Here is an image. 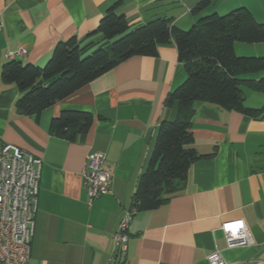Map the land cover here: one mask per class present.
<instances>
[{
  "label": "crops",
  "instance_id": "crops-1",
  "mask_svg": "<svg viewBox=\"0 0 264 264\" xmlns=\"http://www.w3.org/2000/svg\"><path fill=\"white\" fill-rule=\"evenodd\" d=\"M199 1L0 0V144L14 143L43 158L29 264L108 262L160 124L177 115V105H166L165 97L187 73L176 42L161 43L157 55L127 58L37 118L16 110L20 90L3 81V64L15 59L42 66L57 42L73 35L93 50L102 36L89 33L118 2L131 28L166 17L188 29L203 15L250 6V0H211L193 13ZM20 49L24 55L16 54ZM247 91L253 90L246 88V98ZM250 105L262 108L264 102ZM194 107V147L203 156L166 203L134 214L120 264H209L216 248L229 261L264 264V111L252 116L205 101ZM64 109L94 114L90 129L75 141L50 133L51 119ZM95 151L105 154L113 177L111 192L90 204L82 170ZM237 219L246 223L253 244L227 246L221 226Z\"/></svg>",
  "mask_w": 264,
  "mask_h": 264
},
{
  "label": "trees",
  "instance_id": "trees-1",
  "mask_svg": "<svg viewBox=\"0 0 264 264\" xmlns=\"http://www.w3.org/2000/svg\"><path fill=\"white\" fill-rule=\"evenodd\" d=\"M210 2L200 0L192 12L199 13ZM119 6V2L110 6L89 33L102 36V43L93 50L88 51L89 46L73 35L57 42L44 65L8 60L1 68V76L20 90L16 110L38 118L43 110L127 58L157 55L159 44L176 42L187 76L165 97L166 105H177V115L160 124L149 164L132 195L129 208L137 213L166 203L188 179L191 164L203 156L194 147L192 132L196 101L252 116L264 111V107L245 104L246 88L264 92V56L238 55L235 51L237 40L264 42V22L258 21L249 8L240 6L225 14L203 15L188 29L166 17L131 28ZM248 72L262 74L259 78L241 76ZM93 120L90 111L64 109L51 119L50 133L75 141L90 129Z\"/></svg>",
  "mask_w": 264,
  "mask_h": 264
},
{
  "label": "built area",
  "instance_id": "built-area-1",
  "mask_svg": "<svg viewBox=\"0 0 264 264\" xmlns=\"http://www.w3.org/2000/svg\"><path fill=\"white\" fill-rule=\"evenodd\" d=\"M16 54L24 55L25 50L20 49ZM104 161L103 152H91L87 156V166L82 170L90 204L95 198L111 192L113 175L104 167ZM42 166V157L14 143L0 144V264H29ZM135 213L134 209H126L113 235L114 250L106 264L122 261L128 249L130 222ZM221 228L228 247L254 243L242 219L227 221ZM207 259L209 264H244L227 260L219 248Z\"/></svg>",
  "mask_w": 264,
  "mask_h": 264
},
{
  "label": "rangeland",
  "instance_id": "rangeland-1",
  "mask_svg": "<svg viewBox=\"0 0 264 264\" xmlns=\"http://www.w3.org/2000/svg\"><path fill=\"white\" fill-rule=\"evenodd\" d=\"M249 3L250 6L246 7L254 13L258 21L264 22V0H250ZM235 51L238 55L264 56V42L249 43L237 40L235 41ZM244 74H246L247 77H259L261 75V72H248ZM263 98L264 93L256 91H247V98L245 102L249 106H254L250 104H253L258 101H261V103H263Z\"/></svg>",
  "mask_w": 264,
  "mask_h": 264
}]
</instances>
